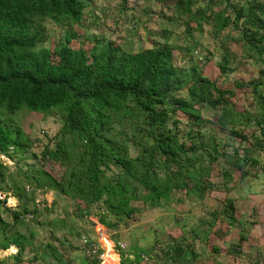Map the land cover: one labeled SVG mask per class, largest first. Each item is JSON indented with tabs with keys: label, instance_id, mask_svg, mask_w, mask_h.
Returning <instances> with one entry per match:
<instances>
[{
	"label": "rangeland",
	"instance_id": "obj_1",
	"mask_svg": "<svg viewBox=\"0 0 264 264\" xmlns=\"http://www.w3.org/2000/svg\"><path fill=\"white\" fill-rule=\"evenodd\" d=\"M232 1L247 7L245 1ZM256 3L262 5L264 0ZM189 8L190 13L183 5L175 9V0H89L71 26L48 18L35 21L36 46L49 48L53 64L62 43L89 58L106 41L128 52L166 42L177 68L183 72L195 68L216 87L233 92L229 102L236 114L230 113L227 119L234 123L222 128L216 123L221 118L219 107L197 103V118L177 111L167 125L180 142L194 144L195 150L188 154L195 156L193 167L201 169V179L189 190L173 189L157 205H151L150 192L131 179L127 198L132 211L116 217L103 199L90 201L85 194L51 184V179L65 180L82 149L83 140L74 132L60 131L64 107L4 110L3 118L21 132L18 145L0 154V246L17 232L25 241L20 253L16 246L13 251L8 250L10 245L0 248V260L7 264H94L82 256L77 243L80 238L100 243L96 225L101 222L112 245L106 247V258L113 264H134L135 259L137 264H264V147L257 149L253 144L260 136L253 118H261L264 111V51L259 56L243 43L241 19H234L223 0H191ZM256 13L264 19V11ZM224 18L228 23L218 27L216 22ZM240 80L257 82L259 93L240 85ZM192 90L188 84L176 95L187 96ZM166 102L171 104L170 99ZM99 109L109 120L104 134L128 156H139L147 140L140 129L141 116L124 114L112 105ZM59 141L68 149L64 164L42 156L44 149H54ZM237 145L249 149L243 168L226 171L232 161L226 156ZM103 170L101 179L120 175L111 163ZM177 245L187 250L178 259L173 250Z\"/></svg>",
	"mask_w": 264,
	"mask_h": 264
},
{
	"label": "trees",
	"instance_id": "obj_2",
	"mask_svg": "<svg viewBox=\"0 0 264 264\" xmlns=\"http://www.w3.org/2000/svg\"><path fill=\"white\" fill-rule=\"evenodd\" d=\"M88 1L0 0V154L6 153L9 146L18 145L21 132L3 118L4 110L23 106L32 111H46L53 106H62L65 113L60 131L74 132L83 143L75 168L62 183L51 179V184L85 194L90 201L103 199L109 213L116 217L121 214L127 216L132 211L127 198L131 179L137 180L150 192L151 205L167 198L173 189L189 190L191 184L201 179V169L193 167L195 156L188 154L195 150L194 144L186 146L180 142L167 123L177 111L197 118L195 104L199 103L222 109L221 118H216L220 127L233 124L234 121L227 119L230 113L236 114L229 102L233 92L216 87L213 80L200 75L195 68L191 67L186 72L177 68L172 62L170 45L166 42L128 52L106 41L92 51L89 58L62 43L55 52L57 61L53 64L49 48L36 46L39 37L34 29L35 21L48 18L55 24L71 26L80 19ZM223 1L234 12V19H241L243 43L260 56L264 51V19L256 12H263L264 4L260 5L256 0H241L247 4L244 8L232 0ZM190 3L191 0H175V9L179 10L183 5L184 10L190 13ZM227 23L228 18H224L216 25L221 27ZM240 82V85L247 84L250 90L258 91L254 85L257 82ZM188 84L192 86V94L176 95ZM118 99L124 102H118ZM168 99L171 100L170 105H166ZM88 103L90 106L86 108ZM106 105L121 109L124 114L141 116L140 129L148 141L142 142L139 156H128L111 136L104 134L109 120L99 108ZM260 117L253 118L260 133L253 143L257 149L264 147V111ZM232 133L242 139L237 130ZM246 152L249 153V149L245 150V146L233 148V154L226 156L232 160L226 171L230 167L240 171ZM42 154L61 164L69 158L63 141L57 142L54 149H44ZM181 162L185 163L183 168ZM109 163L120 170V175L113 180L101 179L103 169ZM1 168L0 162V177ZM96 227L104 248L99 264H113L106 258V247L112 248L104 232L107 228L101 222ZM24 241L25 236L17 232L1 242L0 248L4 250L10 245L8 250L13 251L16 246L20 253L24 249ZM173 250L177 259L185 256L187 251L178 245ZM189 250L194 257L195 252L191 248ZM13 259L18 261L19 256L15 255ZM91 262L98 264L97 260ZM0 264L7 263L0 260ZM134 264H137V259Z\"/></svg>",
	"mask_w": 264,
	"mask_h": 264
},
{
	"label": "built area",
	"instance_id": "obj_3",
	"mask_svg": "<svg viewBox=\"0 0 264 264\" xmlns=\"http://www.w3.org/2000/svg\"><path fill=\"white\" fill-rule=\"evenodd\" d=\"M77 248L84 258L88 261L97 260L98 264L104 256L100 243L95 239L80 238L77 243Z\"/></svg>",
	"mask_w": 264,
	"mask_h": 264
}]
</instances>
